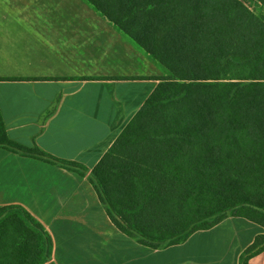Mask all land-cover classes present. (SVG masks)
<instances>
[{
	"label": "crops",
	"instance_id": "0c3cea01",
	"mask_svg": "<svg viewBox=\"0 0 264 264\" xmlns=\"http://www.w3.org/2000/svg\"><path fill=\"white\" fill-rule=\"evenodd\" d=\"M164 76L87 0H0V208L20 207L48 232L43 264H239L264 235L262 224L227 213L178 242L141 237L134 227L162 229L146 216L155 212L124 220L112 201L130 190L100 186L94 170ZM247 264H264V251Z\"/></svg>",
	"mask_w": 264,
	"mask_h": 264
},
{
	"label": "trees",
	"instance_id": "16d2710c",
	"mask_svg": "<svg viewBox=\"0 0 264 264\" xmlns=\"http://www.w3.org/2000/svg\"><path fill=\"white\" fill-rule=\"evenodd\" d=\"M87 1L170 74L94 170L106 194L118 187L133 191L112 201L126 211L122 218L129 220L130 212L138 221V212L146 210L159 218L158 204L180 205L183 194L195 205L216 203L207 216L212 221L193 223L192 231L219 221L226 208L264 226V17H253L235 0ZM160 106H172L178 117L166 122L174 129L163 141L172 140L157 156L163 147H138L130 132L143 113ZM7 145L44 156L36 147ZM125 173L131 182L121 179ZM106 174L112 178L103 179ZM147 178L150 182H142ZM159 220L162 228L170 226ZM121 228L158 241L174 236L178 242L188 235L160 239L148 227ZM51 251L50 235L31 215L16 206L0 208V264H43ZM262 251L264 235L242 253L239 264Z\"/></svg>",
	"mask_w": 264,
	"mask_h": 264
},
{
	"label": "rangeland",
	"instance_id": "374dc122",
	"mask_svg": "<svg viewBox=\"0 0 264 264\" xmlns=\"http://www.w3.org/2000/svg\"><path fill=\"white\" fill-rule=\"evenodd\" d=\"M235 1H237L241 6H243L253 17L258 18L257 17L258 15L264 17V7H263L264 5L260 0H235ZM239 60L241 59L239 58ZM169 75L170 74L167 71V76ZM171 107H169V110H167L164 107L160 106L155 108L154 110H149L143 113L141 117L137 119V123L134 127V130L130 132L131 142L133 140H138L136 141L138 147L145 146V147H154V148L163 147L166 145V143H170L172 138H169L167 141H163V139L172 137V133H173L172 131L174 128L168 127L169 125H167L166 122H169L172 117L173 118L178 117L177 112L172 113ZM163 134H168V136H165ZM166 147L159 149L156 152V155L158 156L161 153V151L164 150ZM121 155L122 154H120V158L122 159ZM127 179H129L128 176L126 177V180ZM127 192L130 194L133 191L131 192L127 190ZM215 208H216L215 202H213L212 204H205L204 206L202 204L195 205L193 204L192 199H187L186 197L185 200L184 195L180 194V205L171 203L169 204L168 208H164L159 213H157L162 221L169 220L170 226L169 227L164 226L162 229L158 231H151V234L157 235L160 239H165L173 233H177V232L181 233L187 231L188 229L193 227L196 222H197L196 224H198V221L207 218L208 213H210L211 211H216L214 210ZM225 211L226 213L234 214L238 211V209L226 208ZM242 212H246V210L245 211L243 210ZM129 215L130 212H127L126 216ZM146 216L153 217L152 215H146ZM212 219L213 217L207 218L201 223L202 224L209 223L212 221Z\"/></svg>",
	"mask_w": 264,
	"mask_h": 264
}]
</instances>
